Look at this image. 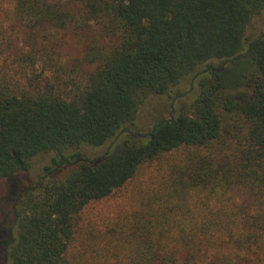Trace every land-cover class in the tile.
<instances>
[{"label":"trees","instance_id":"16d2710c","mask_svg":"<svg viewBox=\"0 0 264 264\" xmlns=\"http://www.w3.org/2000/svg\"><path fill=\"white\" fill-rule=\"evenodd\" d=\"M9 1L20 29L37 34L99 22L112 41L89 48L84 60L96 67L85 77L73 75L81 59L65 72L52 48L21 50L15 62L41 66L40 79L0 87V183L49 154L40 181L10 188L0 264H71L81 212L145 164L180 150L173 197L205 193L212 201L205 219L174 234L164 223L181 204L158 210L163 218L152 213L128 264H264V30L248 33L264 0ZM48 71L57 74L42 77ZM185 83L179 109L148 130L134 129L150 95L174 96ZM238 189L253 206L232 201ZM171 238L186 248L183 257L168 255L162 240Z\"/></svg>","mask_w":264,"mask_h":264},{"label":"rangeland","instance_id":"374dc122","mask_svg":"<svg viewBox=\"0 0 264 264\" xmlns=\"http://www.w3.org/2000/svg\"><path fill=\"white\" fill-rule=\"evenodd\" d=\"M263 30L264 14L254 20L248 28V33L256 36ZM44 34L46 37L42 36ZM111 41L112 38L106 34L103 25L99 22H91L81 27L70 25L60 30L46 28L37 34L24 28L20 29L13 17V6L10 1L0 0V87L13 83L25 88L37 81L36 79H40L37 76L41 73V66L32 67L15 62L21 50H30L32 46L50 47L56 57V65L58 63L57 69L61 66L65 72L72 71L74 63L81 59V67L73 75L85 77L96 67L84 60L89 48L95 45L108 46ZM211 63L218 66L220 61L213 60ZM225 66L230 67L231 64L226 63ZM54 72L42 73V77L53 74V77L46 78L53 79L57 74V71ZM45 82V79L39 80L40 85ZM181 89L176 94L174 92V96L150 95L138 112L134 129L148 130L156 119L167 117L176 108L179 109L178 103L186 96L188 83L183 84ZM87 151L88 154L94 155L102 152V148H87ZM184 154L185 152L180 150L145 164L124 187L108 198L90 203L79 215L77 232L68 252L71 264H128L132 255L136 253L138 245L144 243L145 234L139 226L147 224L146 221L151 218L152 213L160 214L158 210L168 209L171 204H181L168 214V219L171 217L172 221L164 223L174 234L179 232L181 226L186 225L187 229L191 228L192 223L204 218L206 214L204 206L212 203L211 198L205 193H202L201 197L191 192L187 193L186 198L173 197L174 168L182 165ZM48 161L49 154H42L36 157L34 166L27 173L0 183L3 202L0 207L2 229L9 225L11 219L9 212L14 203L12 201L14 196L10 193L11 186H31L40 181ZM174 199L176 201L170 203ZM231 199L247 208L253 204L250 195L242 189L232 191ZM160 216L163 218L164 214ZM5 233L3 230L0 236L3 237ZM162 242L168 246L169 256L172 254L171 251H174L179 258L185 255L186 248H182L176 239H163ZM214 247V244H209L210 253L216 251ZM218 247L219 250L224 249L223 245ZM171 258L176 262L175 257ZM159 262L156 260L157 264Z\"/></svg>","mask_w":264,"mask_h":264}]
</instances>
